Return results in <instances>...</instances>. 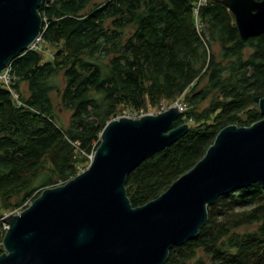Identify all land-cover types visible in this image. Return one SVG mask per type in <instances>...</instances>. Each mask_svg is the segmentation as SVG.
Listing matches in <instances>:
<instances>
[{
    "label": "trees",
    "instance_id": "16d2710c",
    "mask_svg": "<svg viewBox=\"0 0 264 264\" xmlns=\"http://www.w3.org/2000/svg\"><path fill=\"white\" fill-rule=\"evenodd\" d=\"M261 1V0H257ZM45 0L44 60L28 50L10 64L11 91L0 84V201L32 203L46 188L74 179L96 151L106 125L124 111L147 114L162 103L187 109L176 127L192 123L173 146L130 173L133 207L157 199L201 161L231 125L251 127L263 116L264 35L242 39L222 0ZM220 46L219 54L212 46ZM27 85V95L22 86ZM61 109L71 112L62 124ZM210 99L207 106H201ZM76 157V158H75ZM17 204L10 205L12 198ZM198 237L170 251L165 264H264V189L254 184L220 197L208 208ZM245 227L254 230L239 232ZM0 223V256L5 237Z\"/></svg>",
    "mask_w": 264,
    "mask_h": 264
},
{
    "label": "water",
    "instance_id": "95a60500",
    "mask_svg": "<svg viewBox=\"0 0 264 264\" xmlns=\"http://www.w3.org/2000/svg\"><path fill=\"white\" fill-rule=\"evenodd\" d=\"M45 0H0V73L42 34ZM220 1V0H217ZM242 39L264 35V0H222ZM263 119L223 129L204 158L157 199L133 207L128 176L173 146L190 126L176 127L174 105L158 115L109 122L89 167L64 185L46 188L9 224L0 264H165L174 247L196 239L208 208L254 184L264 189Z\"/></svg>",
    "mask_w": 264,
    "mask_h": 264
},
{
    "label": "rangeland",
    "instance_id": "374dc122",
    "mask_svg": "<svg viewBox=\"0 0 264 264\" xmlns=\"http://www.w3.org/2000/svg\"><path fill=\"white\" fill-rule=\"evenodd\" d=\"M105 1L106 0H95V2H97L99 4H101V3L105 2ZM39 47L40 48H39L38 51H40L42 53V55L44 57V60L47 61V60L52 59L53 54H54V49L53 48H51L50 46L46 45L44 42L41 43ZM212 51L216 55L219 54V52H220V46L217 45V44H214L212 46ZM22 91H23V93L25 95H27L28 92H27V85L26 84H24L22 86ZM52 99H53V102L57 105V108H58L57 113L60 116V119H61L62 124H64V126H67L68 123H69L70 117H71V112L70 111H67L65 109H63V110L61 109V106L59 104V98L57 97L56 93H53L52 94ZM209 101H210V99H208L201 106V108H204L205 106H207V104L209 103ZM174 105H172V106H174ZM172 106H168V104L166 102L165 103H162V105L159 106V107H157V108H149L147 114H144L143 113L144 114L143 116H146V115H158V114H160V113L168 110ZM135 114H138V113L137 112L136 113H131L129 111H124L123 112V115L121 117H119V118H116V119H120V118H123V117H125V118H135V117H138V116H135ZM140 114H142V113H140ZM186 124H188L190 126L192 123L187 122ZM83 158L86 159V168H84V165H82V167L79 168L78 175L81 174L82 172H84L89 167V165L91 164V162L86 157H84V156H81L80 158H78V160L79 159H83ZM18 201H19V199L16 198V197H14V198H12L9 201V204L10 205H14V204H17ZM28 202H30V201H28ZM26 203H27V201L24 202L20 207H16V208L13 207L12 208L10 206V207H8V209H4L5 203L0 201V216L6 215V214H9V213H13V212H16V211L18 212L16 214H20L21 212H23L24 210H26L27 208H29V207H24ZM252 230H254V227H245V228L240 229L239 232L245 233V232L252 231Z\"/></svg>",
    "mask_w": 264,
    "mask_h": 264
},
{
    "label": "built area",
    "instance_id": "2783aa9c",
    "mask_svg": "<svg viewBox=\"0 0 264 264\" xmlns=\"http://www.w3.org/2000/svg\"><path fill=\"white\" fill-rule=\"evenodd\" d=\"M207 3H208V0H197V3H196V7H195V10H194V14H195V17H196V26H197L198 31H201V27H202L201 24H200V22H199V20H198L199 10H200L201 7L206 6ZM41 43H43V40H42L41 35H40L36 39V41L31 45V47L29 49L30 50H39V48H40L39 46H40ZM13 80H14V77L12 75V72H11L10 67L7 68L2 73H0V84H4L11 91V93L14 96V98L18 101V99H19L18 98V95L11 88L12 87ZM175 105L179 108L180 112H184L187 109V106L185 104H183V103L177 102ZM143 115H144L143 113L142 114H140V113L135 114V116H138V117H135L134 119L142 118ZM73 146L75 147V155H76V157L84 156L90 162L93 161V159L95 157L94 155H95V152L96 151H93L91 154H87L86 152H84L80 148V143H78V142L73 143ZM31 205H32V202L31 201L30 202L27 201V203L25 204L24 207H30ZM16 213H18V212L16 211V212H13V213H9V214H6L5 216L8 217L9 215L16 214ZM0 223H2L3 230L5 232H7L8 229H9V227H10L9 224L7 222H3L1 220H0Z\"/></svg>",
    "mask_w": 264,
    "mask_h": 264
},
{
    "label": "bare ground",
    "instance_id": "6f19581e",
    "mask_svg": "<svg viewBox=\"0 0 264 264\" xmlns=\"http://www.w3.org/2000/svg\"><path fill=\"white\" fill-rule=\"evenodd\" d=\"M182 114H183V112H182Z\"/></svg>",
    "mask_w": 264,
    "mask_h": 264
}]
</instances>
